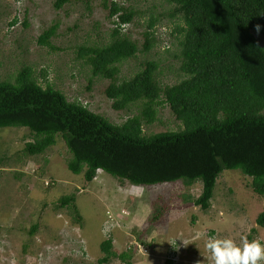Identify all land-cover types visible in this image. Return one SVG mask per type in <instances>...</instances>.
<instances>
[{
    "label": "rangeland",
    "instance_id": "rangeland-1",
    "mask_svg": "<svg viewBox=\"0 0 264 264\" xmlns=\"http://www.w3.org/2000/svg\"><path fill=\"white\" fill-rule=\"evenodd\" d=\"M55 1L0 0V80L14 79L29 66L42 87L52 85L68 100L78 101L112 122L122 123L138 113L140 101L127 112L114 110L104 94L110 81L92 76L91 66L79 58L80 47L104 46L111 41L113 24L103 5L110 0H67L60 8ZM116 1L134 9L132 22L122 32L139 47L147 24L157 18L151 49L119 63L118 82L137 73L146 60L157 61L162 86L183 79L178 70L180 34L176 30L183 22L168 16L166 0ZM51 26L56 28L49 44L40 43L39 37ZM254 34L264 47V37ZM156 111L154 122L143 127L145 134L182 128L165 104L157 105ZM32 138L27 128H0V264H97L103 255L100 244L108 238L116 252L132 254V264H168L174 246L179 247L178 264H187V252L195 247L212 260L206 242L215 235L230 238L242 248L253 227L257 231L253 240L260 238L264 245V227L255 222L264 210V198L252 191L251 177L240 169L219 175L212 208L202 211L183 201L200 194V181L190 187L180 181L137 186L98 170L85 184L83 173L68 170L70 153L60 136L45 153L25 157L24 142ZM40 166L43 176L36 173ZM47 182L53 186L47 187ZM70 193H75L80 224L73 222L67 209L55 210L52 205ZM158 206L164 208L163 214L154 220ZM36 222L37 231L28 235ZM107 264L121 261L114 258Z\"/></svg>",
    "mask_w": 264,
    "mask_h": 264
},
{
    "label": "trees",
    "instance_id": "trees-1",
    "mask_svg": "<svg viewBox=\"0 0 264 264\" xmlns=\"http://www.w3.org/2000/svg\"><path fill=\"white\" fill-rule=\"evenodd\" d=\"M66 1L56 0L55 7ZM166 2L168 16L183 22L176 29L180 34L178 70L183 79L162 86L157 61L146 60L137 73L118 82V64L151 49L157 18L147 24L139 47L121 27L132 22L134 9L116 0L106 1L107 17L115 23L111 41L104 46L80 47L79 58L91 66L92 76L110 81L104 94L114 110L127 112L140 101V111L122 123L112 122L82 103L68 100L54 86L42 87L32 68L25 66L14 79L0 80V128H27L33 138L24 142L25 157L45 153L60 136L70 153L68 170L83 173L85 184L98 170L137 186L180 181L190 187L200 181V194L183 201L207 211L219 175L240 169L251 177L252 191L264 198V47L254 34L264 37V0ZM55 28L43 32L40 43L49 44ZM161 104L168 106L182 128L145 134L144 125L154 122L156 106ZM36 173L43 176L44 167H37ZM52 205L55 210L67 209L73 222L81 223L75 193L61 196ZM163 210L156 208L154 220ZM255 222L264 227V210ZM38 226L39 222L33 223L28 235ZM255 233L251 228L247 239L253 240ZM100 250L103 255L97 264L114 258L132 264V254L116 252L110 238L101 242Z\"/></svg>",
    "mask_w": 264,
    "mask_h": 264
},
{
    "label": "clouds",
    "instance_id": "clouds-1",
    "mask_svg": "<svg viewBox=\"0 0 264 264\" xmlns=\"http://www.w3.org/2000/svg\"><path fill=\"white\" fill-rule=\"evenodd\" d=\"M206 249L214 264H258L264 260V245L259 240L244 239L241 248L230 238L209 237Z\"/></svg>",
    "mask_w": 264,
    "mask_h": 264
},
{
    "label": "crops",
    "instance_id": "crops-1",
    "mask_svg": "<svg viewBox=\"0 0 264 264\" xmlns=\"http://www.w3.org/2000/svg\"><path fill=\"white\" fill-rule=\"evenodd\" d=\"M201 192V191H200ZM212 208V206L209 208V210ZM207 210V211H209ZM210 221V219H208ZM207 220V221H208ZM257 232V231H256ZM198 233L193 234L191 238H194ZM216 237V235H215ZM177 238V237H176ZM217 238V237H216ZM195 243V245H197V242L193 241ZM194 246V245H193ZM206 254L204 253H200L197 248L195 247L194 249H192L190 252H187V255L185 257V259H187V264H214V261L212 260H208Z\"/></svg>",
    "mask_w": 264,
    "mask_h": 264
},
{
    "label": "built area",
    "instance_id": "built-area-1",
    "mask_svg": "<svg viewBox=\"0 0 264 264\" xmlns=\"http://www.w3.org/2000/svg\"><path fill=\"white\" fill-rule=\"evenodd\" d=\"M116 21H117V18L115 17L114 18ZM115 21V22H116ZM111 24H115V23H113V22H111ZM126 25V23L125 24H121V27L122 28H124V26ZM123 211V210H122ZM106 213L108 214V215H110V212L109 211H106ZM121 213H123V212H121ZM221 214V213H220ZM254 240H260V238L259 239H257V238H255ZM250 241V240H249ZM252 241V240H251ZM261 241V240H260ZM178 246H174L172 249H171V252H170V254H169V256H168V261H170V264H178ZM258 264H264V260H262V261H259L258 262Z\"/></svg>",
    "mask_w": 264,
    "mask_h": 264
},
{
    "label": "bare ground",
    "instance_id": "bare-ground-1",
    "mask_svg": "<svg viewBox=\"0 0 264 264\" xmlns=\"http://www.w3.org/2000/svg\"><path fill=\"white\" fill-rule=\"evenodd\" d=\"M192 186V185H191Z\"/></svg>",
    "mask_w": 264,
    "mask_h": 264
}]
</instances>
